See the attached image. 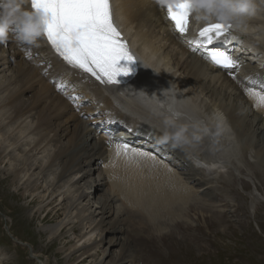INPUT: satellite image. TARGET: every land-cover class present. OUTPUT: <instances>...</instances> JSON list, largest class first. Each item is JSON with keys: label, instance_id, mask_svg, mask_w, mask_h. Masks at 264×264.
Segmentation results:
<instances>
[{"label": "bare ground", "instance_id": "bare-ground-1", "mask_svg": "<svg viewBox=\"0 0 264 264\" xmlns=\"http://www.w3.org/2000/svg\"><path fill=\"white\" fill-rule=\"evenodd\" d=\"M111 2L115 26L128 36L144 66L138 79L123 90L101 86L73 71L58 59L44 38L31 46L18 45L13 39L0 42V162L4 158L11 160L8 174L11 182L20 183L19 188H23L21 195H25L28 211L34 217L41 214V222L53 220L41 227L50 244L62 242L65 237L70 239L85 229L75 238L79 237L80 242L88 237L87 242L76 245L77 242L64 241L69 246L58 249L64 264H74L71 256L77 247L82 256L91 252L99 255L95 264H156L162 255L160 244L150 243L147 232L155 229L165 233L160 231L163 226L180 224L179 218L190 215V211L199 210L203 215L205 204L201 198L206 188L232 182L233 171H243L241 163L250 169V161L241 162L238 158L245 156L248 148H254L257 158L261 153L260 162H255L264 166V107H258L250 94L248 101L242 94L246 88L258 90L264 84V3L257 0L256 14L243 31H231L235 37L229 38L233 57L245 49L249 52L243 55L247 62L239 60V67L233 71L211 62L204 52L206 48L194 42L198 39L195 27L183 36L178 34L156 0ZM191 21L192 16L189 26L195 23ZM42 63L53 70L47 71ZM230 72L235 75L230 76ZM220 87L229 94L234 90L236 103L224 106L227 97L217 98ZM62 90L69 93V98ZM75 103L89 108L92 116L84 114L83 107L74 108ZM158 104L165 109L174 105L186 118L215 117L221 134L215 140L206 136L205 144L201 142L195 151L161 143ZM28 118L30 122L25 121ZM14 130L13 138L9 135ZM109 136L157 157L138 161L117 157L115 148L108 143ZM31 138L36 141L31 143ZM30 143L33 145L28 148ZM51 146L52 153L48 152ZM36 150L47 151V161L43 164L34 153L29 156L32 161L28 165L25 156ZM200 164L208 165L210 171ZM55 169L58 172L53 178L51 172ZM256 172L255 176H260V169ZM221 175L225 176L218 178ZM245 181L244 178V188ZM105 184L108 188L98 192ZM219 190L224 192L221 187ZM57 197L61 201L57 202ZM191 197L195 201L191 202ZM240 199L243 202L238 203L236 211L246 204L243 197ZM82 203L86 205L80 207ZM93 206L94 212H90ZM74 220L76 223L69 228ZM95 233L99 238L91 241ZM153 235L162 242L164 235L172 233ZM132 243L138 250L131 249Z\"/></svg>", "mask_w": 264, "mask_h": 264}, {"label": "rangeland", "instance_id": "rangeland-1", "mask_svg": "<svg viewBox=\"0 0 264 264\" xmlns=\"http://www.w3.org/2000/svg\"><path fill=\"white\" fill-rule=\"evenodd\" d=\"M245 54H249L246 49L243 51V53L237 56L241 62H247V57L243 56ZM42 65L47 68V71L53 70V68L48 67V64L42 63ZM1 76L2 75H0V77ZM259 89L256 90L259 91ZM62 91L66 95V97L69 98V93H66L65 90ZM220 93L221 94L217 98L222 99L224 96L227 97L226 100H230L231 98L233 100H225L224 106H227L228 103V106H231L232 103H236V101L234 100V94H236V92L234 90L230 92V95L229 91H227L226 88H221ZM242 94L247 99V101L248 98L250 99L248 93ZM206 100L208 101L209 99L207 98ZM69 101L72 102V100ZM238 104L239 102L237 103V105ZM73 105L75 107L77 106V108L83 107L82 110L85 112L83 113L92 116L89 112V108L87 109L86 106L80 103H75ZM253 108L254 106L251 105V109ZM30 120L31 118H28L25 121L30 122ZM15 126H17V124H15ZM15 126L13 128H15ZM12 133L13 134L9 136H13V138L16 137V130H14ZM3 137H7V135ZM33 140L36 141V138H31L30 142L32 143ZM206 140L207 139L204 138L202 142H204L205 144ZM32 145L33 144H31L28 148H30ZM48 148H52L51 150H48V152L52 153L53 147L51 146ZM253 150L254 148H248L245 156H243L244 158L241 156L238 157L241 162L250 161V169L246 168L244 166V163H241L240 166L243 171L238 173V171L234 170V175L232 176L234 180L232 182H228L229 184L223 183L222 185L220 183H217L216 185L211 186V188H206L204 190L206 194L201 198L202 201L204 200L205 204V206L202 205L203 215H200L198 213L199 210H197L196 212L190 211V215L184 216L181 219L179 218L178 221H180V224L175 225L174 223V225L170 228H166L165 226H163L162 230L160 229V231H165V233H159L155 229H153V232H147V235H150L148 236V240L150 241V243H157L158 245L160 244V251L162 252V255L156 259V264H264V166L261 168V165H258L255 162L256 159L259 161L261 153L259 154V158H257L258 154L256 153L255 155V151L253 152ZM37 151L38 150L31 151L28 153L29 155L27 154V156H25V162H27V164L32 161L29 160L31 158L29 156H33L34 153V155L37 156V159H42L43 164L45 161H47V151L40 153H37ZM151 154L154 155L152 152ZM253 155L256 158H253ZM154 157L157 156L154 155ZM10 161L11 160H9L8 158H4V160L0 162V264H64L63 254L58 252V249L62 248V246H65L66 248L69 246L65 245L64 241H69L70 244H75L77 242V239H79V237L75 238V236H81L83 232H85V229L77 231L75 235H72L70 237V239L65 237L63 238L62 242L58 240L57 242L50 244V238L48 237L47 232L42 231L41 227L44 228L45 225L47 226L48 224L52 223L53 220L48 222L42 221L43 223L46 222L43 224L39 220L40 218H38L41 216V214L38 217H34L31 212L28 211L29 207H26L27 202L25 201V195H21L23 188H19L20 183L15 184L14 182H11L12 178L8 174L10 173ZM200 165L203 166L206 170L210 171V167L208 165ZM257 168L260 169V172H258L260 176H255V173H257ZM57 172L58 170L55 169L51 172V176L55 178ZM224 176L225 175H221L218 178H223ZM244 178L247 185L245 188L244 185H242L244 182ZM229 186H231L233 190H236L237 193L232 189L230 190ZM220 187L224 191L223 193L221 190H219ZM107 188L108 184H105L98 192H103ZM260 194L262 197H260ZM227 195L231 200L225 198ZM199 196L201 195L199 194ZM240 197H243L244 203L246 204L240 206L239 210L236 211L238 203L243 202L240 201ZM191 198V202L195 201L193 197ZM252 198L254 199V201L251 200ZM59 200L60 199H58L57 197L56 201L59 202ZM85 205L86 203H82L80 207H83ZM94 207L96 206H93L92 209H90V212H94ZM73 223H76V220H74L70 224L69 228ZM169 232L172 233V236L164 235L166 238L164 237V240L162 242L159 241L158 238H156V240L155 236L153 235H162ZM97 233L99 232L97 231ZM97 233H95V235H92L91 241H93V239L98 240L99 237H96ZM141 234L146 235V233ZM87 240L88 237L83 238L80 242H77L78 244L76 243V245H82L83 243L87 242ZM169 241L171 242V244ZM194 241L196 244L194 243ZM131 246L132 250H138L133 243L131 244ZM81 252L82 251L79 250V247H77V249L71 256L74 264H95L100 260L99 255L96 257V255L93 254L94 252H91L94 255L93 257L90 256L91 253L82 256ZM134 255L138 256L136 252ZM135 263L140 264L137 261H133L132 264Z\"/></svg>", "mask_w": 264, "mask_h": 264}, {"label": "snow or ice", "instance_id": "snow-or-ice-1", "mask_svg": "<svg viewBox=\"0 0 264 264\" xmlns=\"http://www.w3.org/2000/svg\"><path fill=\"white\" fill-rule=\"evenodd\" d=\"M156 3L166 10L165 18L174 30L182 36L187 34L192 0H156ZM30 5L34 11L42 13L44 29L41 38H45L72 68L109 85H117V76L130 72L127 66L120 65V61L132 62L135 58L113 22L111 0H30ZM231 30V25L224 23H206L194 42L204 48L215 41L227 43L230 37L235 39ZM208 55L214 65L223 69L235 71L239 67L238 57L234 58L226 51L212 49ZM245 91L258 107H264V84L259 91L255 88H246ZM108 143L115 148L117 157L123 155L129 161L155 160L151 153L132 147L122 139L113 140L109 136Z\"/></svg>", "mask_w": 264, "mask_h": 264}, {"label": "clouds", "instance_id": "clouds-1", "mask_svg": "<svg viewBox=\"0 0 264 264\" xmlns=\"http://www.w3.org/2000/svg\"><path fill=\"white\" fill-rule=\"evenodd\" d=\"M257 7V0H192L191 13L197 24L219 22L231 25L235 31H243ZM43 29L42 13L31 8L30 0H0V42L13 39L18 45H35ZM157 107L161 109L159 139L172 148L195 151L206 136L215 140L221 134V125L215 117L186 118L174 105L166 109L163 104Z\"/></svg>", "mask_w": 264, "mask_h": 264}]
</instances>
